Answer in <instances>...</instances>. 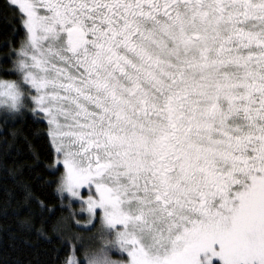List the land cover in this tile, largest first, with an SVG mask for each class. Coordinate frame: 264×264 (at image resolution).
Here are the masks:
<instances>
[{
    "label": "snow or ice",
    "instance_id": "obj_1",
    "mask_svg": "<svg viewBox=\"0 0 264 264\" xmlns=\"http://www.w3.org/2000/svg\"><path fill=\"white\" fill-rule=\"evenodd\" d=\"M2 7L23 29L55 191L102 241L81 256L74 234L63 264H264V0ZM0 89L15 106V85ZM0 168L22 194L6 191L0 212L31 232L20 213L36 197L19 169Z\"/></svg>",
    "mask_w": 264,
    "mask_h": 264
},
{
    "label": "trees",
    "instance_id": "obj_2",
    "mask_svg": "<svg viewBox=\"0 0 264 264\" xmlns=\"http://www.w3.org/2000/svg\"><path fill=\"white\" fill-rule=\"evenodd\" d=\"M4 3L5 0H0V79L13 80L16 78L12 70L16 53L11 49L20 48L23 29L14 14L2 7ZM14 26L16 32H13ZM46 130L45 121L28 113L22 117L0 115V163L6 161L8 168L19 169L24 182L38 198L30 199V207L23 208L20 213L21 219H30L31 232L19 226L11 210L7 214L0 212V264H63L70 256L71 246L61 231L63 221L69 216L68 209L55 191L59 172L46 167L53 161ZM5 140L11 143V149L6 147ZM9 190L21 194L0 168V202L6 199L5 192ZM39 201H43V205ZM38 228H43L44 235L38 234Z\"/></svg>",
    "mask_w": 264,
    "mask_h": 264
},
{
    "label": "clouds",
    "instance_id": "obj_3",
    "mask_svg": "<svg viewBox=\"0 0 264 264\" xmlns=\"http://www.w3.org/2000/svg\"><path fill=\"white\" fill-rule=\"evenodd\" d=\"M27 46L23 49H19L16 55V59L13 64L12 70L17 72L20 76L18 80H7L0 79V83L8 84L11 83L15 85L16 90L18 92V97L15 102V106H13L12 101L7 96H0V115H7L12 117H22L26 112L30 111L31 108V95L28 92L26 85L24 84V70L20 68L21 62L24 60V56L20 55V51H26ZM4 91L0 89V92ZM100 247V246H99Z\"/></svg>",
    "mask_w": 264,
    "mask_h": 264
},
{
    "label": "rangeland",
    "instance_id": "obj_4",
    "mask_svg": "<svg viewBox=\"0 0 264 264\" xmlns=\"http://www.w3.org/2000/svg\"><path fill=\"white\" fill-rule=\"evenodd\" d=\"M18 50L19 49H17V51ZM18 79H20V76L16 72V78L13 80H18ZM26 113L33 116V114L30 111L26 112ZM69 199H71V198L64 199L66 208H67V204H68ZM72 203H73L74 208H79V202L73 201ZM86 216H87V213H83L80 216H78L77 218L83 220V218ZM66 219H65V221H63V223L61 225V231L65 235V237L67 238V241L70 238H72L74 236V234L79 233L81 240H80V243L77 244V247L80 248V255L81 256L83 255L85 247L90 246L92 248H97L102 244V241H100L98 238L97 239H90V236L92 235V233H90L88 231V229L86 227H84L82 224L81 225L76 224L69 216ZM72 244H76V241L74 239L72 240ZM72 244H70L71 251H72ZM70 256H71V253H70Z\"/></svg>",
    "mask_w": 264,
    "mask_h": 264
}]
</instances>
